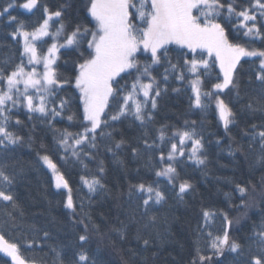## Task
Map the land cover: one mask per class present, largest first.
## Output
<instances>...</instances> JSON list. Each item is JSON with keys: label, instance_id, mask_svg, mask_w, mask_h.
I'll list each match as a JSON object with an SVG mask.
<instances>
[{"label": "trees", "instance_id": "obj_1", "mask_svg": "<svg viewBox=\"0 0 264 264\" xmlns=\"http://www.w3.org/2000/svg\"><path fill=\"white\" fill-rule=\"evenodd\" d=\"M9 2L0 0V9L7 7ZM12 2L18 4L24 0ZM237 3L246 6V0H237ZM39 4L50 9L68 5L65 8L66 16L62 18L68 31L78 22L86 23L89 27L94 24V21L89 23L90 17L85 19L87 0H39ZM11 14L24 25L25 30L34 29L44 17L39 6L31 13L14 7ZM18 26L17 22L9 23L0 18V65L14 66L22 58V43L19 38L14 40L11 36ZM229 37L233 39L231 29ZM245 39L242 37L240 42ZM45 41L48 43L45 44ZM49 45L50 38L39 44L42 52ZM252 46L260 49L264 42L257 40ZM169 47L172 61L176 63L180 59L176 53L182 50L175 45ZM140 58L143 62L145 56ZM78 59L77 52L62 49L61 58L57 61L59 72L65 77H73L74 61ZM241 64L244 69L239 77V97L235 92L223 97L236 114V123L230 126V132L225 133L214 103L204 112L194 108L187 80L182 83L170 76L167 82L160 81L161 87H166L167 92L158 98V106L153 110V121L146 128L129 117L113 132L115 140H125L118 150V158L107 151V147L111 146L107 141L98 142L96 149H86L94 153V158L85 152L76 158L59 150L56 143L59 133L54 129L77 133L82 127V104L78 99V90L73 87L60 89L53 98L57 104L60 99L68 101L61 116L55 120L30 114L24 107L15 110L10 128L22 136L23 141L0 151V168L15 177L12 192L18 208L5 207L7 202H0V233L9 242L19 243L22 255L28 260H36L38 264H53L55 253L52 249L55 248L61 252L65 264H70L75 253L80 250L78 236L83 234V225L78 221L83 220L89 225L87 251L99 264H193L194 261L199 264V255H212L201 231L204 227L203 210H212L216 212V217L208 230L213 235H222L227 230L230 241L238 242L241 249L235 253L225 250L222 256H212L210 264H248L256 250V226L264 222V167L256 163L258 151L250 148L249 141L254 124L257 126L255 130L264 127V113H253L245 107L247 103L259 106L258 82L253 75L257 65L250 66L245 61H241ZM163 70V66L153 69L158 80ZM218 73L219 68L214 67L211 76L205 77L206 88L216 81ZM132 79L128 77L122 83L130 85ZM176 88L180 91L173 90ZM69 115L73 116L72 121L67 119ZM16 119L21 124L16 125ZM189 128H194L203 138L202 155L206 157V162L197 166L186 159L189 155L186 142L183 146L185 156L175 161L179 173L176 183L187 181L192 185V190L181 200L176 195L178 188L173 189L164 178H157L153 168L159 170V154L163 152L167 155L169 138L175 142L173 132ZM160 129L166 133L163 143L158 139ZM101 139L98 138V141ZM143 139L159 147L147 149ZM230 146L234 152L231 155ZM241 146L243 150H240ZM132 148L138 149V155H133ZM44 154L53 160L59 173L68 181L73 201L77 205L75 214L64 206L66 191L55 188L51 173L40 160ZM101 161L105 169L103 174L98 172ZM97 175L101 177L105 188L90 194L82 177L91 179ZM158 179L167 199L160 205L152 206L149 215H155L156 222L149 224L148 217L139 207L140 201L135 197L129 199V185L153 183ZM237 185L247 188V195L241 196ZM81 204L83 208L79 207ZM9 212L15 217V226L5 224ZM224 214L232 221L230 226L224 220ZM145 224H149L147 229L144 228ZM138 229L153 242V246L147 250L142 241L135 238ZM118 230L124 231L125 239L121 238ZM45 231L49 233L47 238L43 235ZM29 242L32 243L31 249L26 247ZM0 264L13 262L0 252ZM205 264L209 262L205 261Z\"/></svg>", "mask_w": 264, "mask_h": 264}, {"label": "snow or ice", "instance_id": "obj_2", "mask_svg": "<svg viewBox=\"0 0 264 264\" xmlns=\"http://www.w3.org/2000/svg\"><path fill=\"white\" fill-rule=\"evenodd\" d=\"M38 6L44 17L32 30H25L24 25L11 14L14 7L31 13ZM66 7L68 5L50 9L40 5L39 0H24L18 4L10 0L7 7L0 9V18L19 25L11 33L12 38L20 37L23 41L21 60L14 66L0 65V151L23 141V137L10 128L15 110L24 107L30 114L55 120L61 116L68 101L60 99L57 104L53 98L60 89L67 90L70 86L79 92L82 127L77 133L54 129L59 133L56 137L59 150L76 158L81 152L94 158V153L86 149H96L98 142L107 141L111 145L107 151L118 158V150L125 140H115L113 132L129 117L146 128L153 121L158 98L167 92L160 81L167 82L170 76L182 83L187 80L194 108L204 112L214 103L225 133H228L230 126L236 123V114L223 97L231 92L239 97V77L244 69L241 61L250 66L257 65L253 75L258 82L259 106L247 103L245 107L253 113H264V46L260 49L252 46L257 40L264 42V0H246V6L237 3V0H87L85 19L90 17L89 23L94 21V24L89 27L78 22L70 31L66 30L62 20L66 16ZM53 21L55 23H50ZM230 29L233 39L229 37ZM242 37L247 39L240 42ZM44 38H50V46L46 52H41L37 42L44 41ZM171 45L182 50L176 53L180 58L176 63L170 56ZM61 49H72L79 54L80 59L74 61L73 77H65L59 72L57 61L61 58ZM142 55L145 56L143 62ZM156 66L164 68L159 80L153 72ZM214 67L219 68L216 81L206 88L205 77L211 76ZM128 77L133 78L131 84L122 83ZM173 90L180 91L179 88ZM67 119L72 121L73 116L69 115ZM14 123L19 125L21 121L16 119ZM192 123L195 124V121ZM252 127L254 131L249 146L258 151L256 163L264 167V127L260 130H255V124ZM144 135L146 137L147 132ZM172 135L175 142L169 138L170 149L167 155L163 152L159 154V170H153L157 178L162 177L173 189L178 188L176 195L183 200L185 194L192 190V185L187 181L176 183L179 173L175 161L185 156L183 146L187 142L189 155L186 159L197 166L204 165L203 138L194 128L177 129ZM98 138L102 139L98 141ZM158 139L161 143L166 139L163 129L159 130ZM142 142L147 149L159 147L148 139ZM240 150H243L242 146ZM131 151L134 156L138 155V149L132 148ZM229 154H234L231 146ZM40 160L52 170L56 189L67 190L64 206L75 214L77 205L68 181L47 154L40 156ZM104 171L101 161L98 172L103 174ZM82 180L90 194L105 188L99 175L91 179L82 177ZM14 183L15 177L0 168V202H7L5 207L17 209L12 192ZM236 187L241 196L247 195V188ZM128 196L130 200L135 197L140 201L139 207L148 217L149 224L156 222V216L149 215L152 206L160 205L167 199L159 179L153 183L130 184ZM79 207L83 208V204ZM6 215L5 224L15 226L13 214L9 212ZM215 217L216 212L212 210L202 212L204 227L201 231L212 255H199V264H205V261L210 264L212 256H222L225 250L235 253L241 249L238 242L230 241L227 230L222 235H213L208 230ZM223 218L230 226L232 221L226 214ZM78 222L83 225V234L78 236L80 250L70 264H99L87 251L89 225L83 220ZM149 224H145L144 228L147 229ZM118 231L125 239L124 231ZM43 235L47 238L49 233L45 231ZM254 235L257 238L256 250L248 264H264V222L256 226ZM135 238L142 241L145 250L153 246L152 240L139 229ZM26 247L31 249L32 243H27ZM0 252L10 257L13 264H38L36 260L26 259L20 244L9 242L2 233ZM52 252L55 253L53 264H65L61 252L55 248Z\"/></svg>", "mask_w": 264, "mask_h": 264}, {"label": "rangeland", "instance_id": "obj_3", "mask_svg": "<svg viewBox=\"0 0 264 264\" xmlns=\"http://www.w3.org/2000/svg\"><path fill=\"white\" fill-rule=\"evenodd\" d=\"M22 9V8H21ZM22 10H24V9H22ZM24 11H27V10H24ZM50 23H52V22H50ZM17 38H19V40L21 41V43H22V45H23V41H22V38H20V37H17ZM45 39H47V38H44V40ZM42 41H38L37 42V44H38V48H39V50L42 52V50H41V48H40V46H39V44L41 43ZM50 46V45H49ZM62 50V49H61ZM47 51V49L45 50V52ZM38 70H41L39 67H38ZM123 75V74H122ZM43 163V162H42ZM48 170H49V172L51 173V175H52V178H53V181H54V186H55V176L53 175V173H52V170L51 169H49L46 165H44ZM58 170V169H57ZM59 172V171H58ZM56 188V187H55ZM57 190H64V191H66V193H67V190H65V189H63V188H61V189H57ZM10 258V257H9ZM11 259V258H10ZM12 261V260H11Z\"/></svg>", "mask_w": 264, "mask_h": 264}]
</instances>
